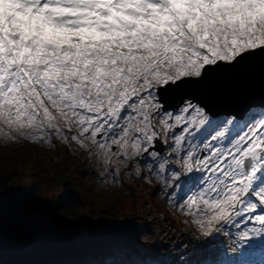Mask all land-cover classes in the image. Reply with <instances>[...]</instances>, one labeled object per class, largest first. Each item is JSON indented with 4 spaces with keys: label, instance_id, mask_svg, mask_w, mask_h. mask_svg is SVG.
<instances>
[{
    "label": "snow or ice",
    "instance_id": "6c2138e0",
    "mask_svg": "<svg viewBox=\"0 0 264 264\" xmlns=\"http://www.w3.org/2000/svg\"><path fill=\"white\" fill-rule=\"evenodd\" d=\"M244 96L259 101L212 109ZM55 141L116 183L154 177L198 245L234 230L228 264H264V0H0V142ZM62 194L0 181V264L5 221L15 252L84 220Z\"/></svg>",
    "mask_w": 264,
    "mask_h": 264
},
{
    "label": "trees",
    "instance_id": "16d2710c",
    "mask_svg": "<svg viewBox=\"0 0 264 264\" xmlns=\"http://www.w3.org/2000/svg\"><path fill=\"white\" fill-rule=\"evenodd\" d=\"M55 143L56 148L52 149L28 142L10 145L0 142V181H3L4 185L31 186L32 191L38 196L41 190L48 191L53 188L65 190L67 194L62 195H67L68 198L59 214L67 221L84 217L86 212H100L99 207L106 205L118 217L119 211L116 206L131 198L133 210L144 207L142 213L144 220L152 218L181 231H185L184 228H189L191 231L192 224L186 223V218L164 198L153 177H151V183H146L142 177H137L130 169L126 177H119L121 183H116L115 178L111 183H102L101 186L87 182L84 173L80 172L81 166L76 158L74 144L70 150L59 141ZM121 221V219L112 221L110 229L113 233L120 234L116 227L121 225ZM79 224H70L59 229L68 230ZM188 234L194 237L193 234ZM126 236L133 241V244L136 243L132 236L129 234ZM78 240L77 246L64 244L61 241H46L32 251L33 253L26 254L14 252L5 239L3 264H13V262L17 264H78L89 258L118 260L125 264H162L161 260L154 258L151 250L147 248L131 249L118 245L116 241L104 242L100 237L95 243L81 238Z\"/></svg>",
    "mask_w": 264,
    "mask_h": 264
},
{
    "label": "rangeland",
    "instance_id": "374dc122",
    "mask_svg": "<svg viewBox=\"0 0 264 264\" xmlns=\"http://www.w3.org/2000/svg\"><path fill=\"white\" fill-rule=\"evenodd\" d=\"M156 123V121H154ZM178 131V130H177ZM159 143V142H158ZM162 146V145H161ZM77 156L85 157L84 175L85 180L90 183L101 184L108 181L114 180L113 176H101L100 173L104 171V168L99 163L98 158L91 155L89 151L78 148L76 145L73 146ZM162 146V151H163ZM129 169L121 170L120 177H126L129 174ZM157 183L156 179L153 177ZM20 186H26L19 184ZM52 191H57L55 188L49 189L48 191L40 192L39 196H45ZM132 199H126L125 203L116 206L119 211V216L116 217L109 209V207L102 206L100 212H86L84 220L80 222L78 226L68 230L58 229L56 233L49 235L29 246L22 251H15L17 253L31 254L38 246L43 245V242H55L61 241L64 244L78 245V238L85 239L89 242H97V238H102L104 242L116 241L120 246H127L128 248L142 247L151 250L152 256L161 260L164 264H178L179 260H202L205 255L216 258L219 264H227L224 260L227 246L230 247L229 253H233V243L235 239V231L233 235L222 233L218 238H215L213 242L207 245H198L196 240V232L194 227L184 228L187 232L172 228L158 220L152 218L143 219L142 213L144 207L141 206L137 210L131 208ZM151 216V215H150ZM121 221V225L117 226L120 234H115L111 231L110 225L112 221ZM5 224H8L5 221ZM193 234V238L188 234ZM129 234L136 240L133 244L132 240L126 236ZM8 241V240H7ZM224 243V244H223ZM188 247V249L186 248ZM186 248V249H185ZM184 250V251H182ZM188 250V251H187ZM185 252V253H184ZM170 258V259H169ZM166 259V260H165ZM170 260V261H169Z\"/></svg>",
    "mask_w": 264,
    "mask_h": 264
},
{
    "label": "water",
    "instance_id": "95a60500",
    "mask_svg": "<svg viewBox=\"0 0 264 264\" xmlns=\"http://www.w3.org/2000/svg\"><path fill=\"white\" fill-rule=\"evenodd\" d=\"M259 97H237V98H227V99H218L212 102L211 106L213 111L223 115L227 111H239L242 110L248 103L258 102ZM173 99L169 98V103H173ZM158 147L162 150V146L158 143ZM5 239L9 241L11 230L10 225H4Z\"/></svg>",
    "mask_w": 264,
    "mask_h": 264
},
{
    "label": "bare ground",
    "instance_id": "6f19581e",
    "mask_svg": "<svg viewBox=\"0 0 264 264\" xmlns=\"http://www.w3.org/2000/svg\"><path fill=\"white\" fill-rule=\"evenodd\" d=\"M77 159L79 160L80 166H81L80 167V172L84 173V166H85L84 160H85V157H82V156L79 155V157L77 156Z\"/></svg>",
    "mask_w": 264,
    "mask_h": 264
}]
</instances>
